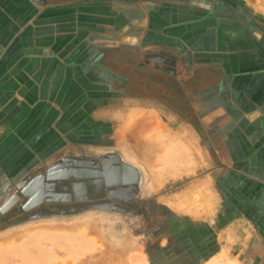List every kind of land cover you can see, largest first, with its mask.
Listing matches in <instances>:
<instances>
[{
    "label": "rangeland",
    "instance_id": "obj_1",
    "mask_svg": "<svg viewBox=\"0 0 264 264\" xmlns=\"http://www.w3.org/2000/svg\"><path fill=\"white\" fill-rule=\"evenodd\" d=\"M116 53L108 48L92 64L97 75L75 98L71 144L43 160L0 162V264H197L212 247L204 241L212 237L211 207L244 200L239 172L259 170V162L232 161L245 147L225 140L222 124L235 114L225 108L232 99L220 98L232 90L222 69L187 71L178 58L152 71L135 66L146 59L138 52ZM143 121L151 125L140 132ZM177 141L187 143V169L170 146ZM73 168L88 172L75 180L96 194L32 203L44 185L68 192L72 179L54 173ZM98 171L112 184L103 174L89 179Z\"/></svg>",
    "mask_w": 264,
    "mask_h": 264
},
{
    "label": "crops",
    "instance_id": "obj_2",
    "mask_svg": "<svg viewBox=\"0 0 264 264\" xmlns=\"http://www.w3.org/2000/svg\"><path fill=\"white\" fill-rule=\"evenodd\" d=\"M108 48L136 51L151 66L184 58L187 71L222 69L232 90L220 98L232 99L225 108L237 115L222 124L225 140L245 147L232 161L259 162L260 169L239 172L243 201L211 207L212 237L204 241L212 247L197 264H264V0H0V162L43 160L72 143V105ZM177 142L170 146L179 147L186 164L187 143ZM76 170L68 178L83 184ZM44 186L32 195L46 193Z\"/></svg>",
    "mask_w": 264,
    "mask_h": 264
},
{
    "label": "flooded vegetation",
    "instance_id": "obj_3",
    "mask_svg": "<svg viewBox=\"0 0 264 264\" xmlns=\"http://www.w3.org/2000/svg\"><path fill=\"white\" fill-rule=\"evenodd\" d=\"M108 163V162H107ZM102 174H103V177H105L106 175L104 174V172L102 171ZM98 175H99V173H96V174H94V175H92L93 177H91V178H89L90 180H93V179H98ZM107 178H109V176L107 177ZM107 178H106V180H107ZM89 180V182H93V181H90ZM108 180H110V178L108 179ZM95 182L97 183V180H95ZM75 184V185H74ZM82 183H78V182H74V181H72L71 182V186H72V188L71 189H69V190H67L68 191V194H59L58 192V190H56V189H52V188H49V187H46V186H44V190H45V192H48L47 193V196L48 197H50V198H57V199H60V198H66V199H68V198H74V192H75V189L77 188V187H80V189H79V191H82L84 194H86V195H94V194H96L97 192H98V190H95L94 192L93 191H85V189L84 190H82V188H84V186L82 187ZM113 192V191H112ZM49 193H52V194H49ZM115 193H120V194H123V193H125V192H123L122 190H120V192L119 191H116L115 190ZM31 198L33 199V200H35V197H34V195H32L31 194Z\"/></svg>",
    "mask_w": 264,
    "mask_h": 264
},
{
    "label": "bare ground",
    "instance_id": "obj_4",
    "mask_svg": "<svg viewBox=\"0 0 264 264\" xmlns=\"http://www.w3.org/2000/svg\"><path fill=\"white\" fill-rule=\"evenodd\" d=\"M142 130V129H141ZM77 171V174H82L83 173V175H85V173H88V172H86V170H82V172L78 169V170H76ZM64 176H72V175H69L70 174V171L69 170H66V172H64ZM58 176V175H57ZM34 183V182H33ZM36 185V183L31 187V189L34 187ZM83 187V186H82ZM79 189H80V187H77L76 189H75V196H78V197H80L79 196V193L81 192V191H79ZM46 193H48V192H46ZM46 193H44L42 190H39L38 191V193L36 194V196L34 195V197H36L37 199H40V198H44V199H50V197H48L47 196V194ZM75 198V197H74ZM51 199H57V198H51Z\"/></svg>",
    "mask_w": 264,
    "mask_h": 264
},
{
    "label": "water",
    "instance_id": "obj_5",
    "mask_svg": "<svg viewBox=\"0 0 264 264\" xmlns=\"http://www.w3.org/2000/svg\"><path fill=\"white\" fill-rule=\"evenodd\" d=\"M97 173H99V177L100 176H102V173H100L99 171L97 172ZM81 175H83V173L81 174ZM85 175H88V174H85ZM80 176V174H74V177H79ZM108 176H106V178H107ZM109 178H107V180H108ZM100 180H102V178H100ZM112 184V182L111 181H107V184ZM113 183H119L118 181H115V182H113ZM66 187H68V185H66ZM93 195H88L87 197H92ZM31 199V198H30ZM75 200H80V199H86V196L85 197H78V196H75V198H74ZM32 200V199H31ZM48 200H51V198L50 199H48ZM34 201V202H33ZM38 201H41V200H38ZM35 202H37V200L35 201V200H32V203H35Z\"/></svg>",
    "mask_w": 264,
    "mask_h": 264
},
{
    "label": "trees",
    "instance_id": "obj_6",
    "mask_svg": "<svg viewBox=\"0 0 264 264\" xmlns=\"http://www.w3.org/2000/svg\"><path fill=\"white\" fill-rule=\"evenodd\" d=\"M138 67H143L144 69L147 67L149 68V70H152V71H157L158 67L156 66H151L149 63L145 62V61H140V63L138 64ZM162 73H167L165 72L164 69H162ZM168 74V73H167ZM169 75V74H168Z\"/></svg>",
    "mask_w": 264,
    "mask_h": 264
}]
</instances>
